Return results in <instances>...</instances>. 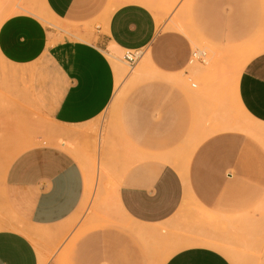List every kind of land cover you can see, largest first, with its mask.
<instances>
[{
    "label": "crops",
    "instance_id": "1",
    "mask_svg": "<svg viewBox=\"0 0 264 264\" xmlns=\"http://www.w3.org/2000/svg\"><path fill=\"white\" fill-rule=\"evenodd\" d=\"M181 2L0 0V61L27 80L59 127L38 137L53 143L0 168V264H264V43L245 59L234 90L257 127L228 123L209 132L211 123L198 122L204 106L161 83L131 94L123 111L119 94L118 136L87 127L117 93L123 69L115 56L148 53L127 84L139 77L177 84L192 62L181 26L166 27ZM188 15L191 32L216 47L264 35L261 0H191ZM73 141H132L140 149L116 176L123 219L71 222L87 189ZM184 141L202 142L181 175L167 151ZM166 243L173 251L165 257Z\"/></svg>",
    "mask_w": 264,
    "mask_h": 264
},
{
    "label": "rangeland",
    "instance_id": "2",
    "mask_svg": "<svg viewBox=\"0 0 264 264\" xmlns=\"http://www.w3.org/2000/svg\"><path fill=\"white\" fill-rule=\"evenodd\" d=\"M180 1H182L180 8L172 15L166 27L176 29V25L179 24L181 32L192 43V52L204 53L203 61L193 58L186 70L177 75V84L148 81L145 77H139L127 84L128 78L144 58L147 59L148 53L140 51L135 65L131 68L122 59L121 61L119 56H115L114 60L125 73L118 87V90L120 89L125 95L122 111L131 94L139 92L138 90L144 86L161 83L159 85H163L161 88L166 92L176 91L178 88L187 101H195L198 107L204 106L207 112L200 115L198 122L211 123L209 132H217L222 124L228 123L235 129L244 131L249 127H257L258 125L252 122L236 104L234 90L239 70L247 59L249 60L259 51L257 46L264 43V35H261V42L251 40L229 48L213 46L195 32H191L188 15L191 0ZM261 3L264 8V0H261ZM53 25L57 30L63 28L60 23ZM14 70L16 68L8 67L0 61V168L21 151L39 144L53 143L45 137L39 141L38 137L46 131L59 128L42 113L31 94L27 80L7 73ZM121 118L122 112L119 115L117 111L107 107L87 127L95 132L100 131L103 137L118 136ZM201 142L184 141L177 150L174 145L167 151L171 157L170 163L178 168L181 175L182 166L189 162L194 148ZM72 145L71 153L89 175L86 176L87 193L83 205L78 214L71 218V222L77 224L81 220L90 219L95 220L99 225L107 226L114 219H123L115 200L116 176L127 164L135 160L140 149L132 141H73ZM172 251L171 245L166 243L165 257Z\"/></svg>",
    "mask_w": 264,
    "mask_h": 264
},
{
    "label": "built area",
    "instance_id": "3",
    "mask_svg": "<svg viewBox=\"0 0 264 264\" xmlns=\"http://www.w3.org/2000/svg\"><path fill=\"white\" fill-rule=\"evenodd\" d=\"M140 51H126L123 55L122 60L131 68L135 65ZM204 53L203 52H192L191 61L193 58L203 61ZM46 264H56L53 260H49Z\"/></svg>",
    "mask_w": 264,
    "mask_h": 264
},
{
    "label": "bare ground",
    "instance_id": "4",
    "mask_svg": "<svg viewBox=\"0 0 264 264\" xmlns=\"http://www.w3.org/2000/svg\"><path fill=\"white\" fill-rule=\"evenodd\" d=\"M46 22V21H45ZM142 67H140V69H141ZM117 74H118V81H120V80H122V78H123V76H124V72H123V70H121L120 68H117ZM136 74H138V73H136ZM135 76V75H134ZM137 76V75H136ZM131 78H133V77H131ZM131 83V82H130ZM129 83V84H130ZM119 91L120 90H117V93L115 94V96H114V98L112 99V101H111V103H110V105H109V108L111 109V110H116V108H117V105H118V102H119V94H121V97H122V92H120L119 93ZM85 169V168H84ZM86 171V169L84 170V172ZM86 173V172H85ZM87 174L88 173H86V176H87ZM89 175V174H88ZM89 186V185H88ZM87 193V192H86ZM78 214V213H77ZM78 217V216H77ZM71 219V218H70ZM74 223V222H73ZM65 224V223H64ZM63 224V225H64ZM70 229V228H69Z\"/></svg>",
    "mask_w": 264,
    "mask_h": 264
}]
</instances>
